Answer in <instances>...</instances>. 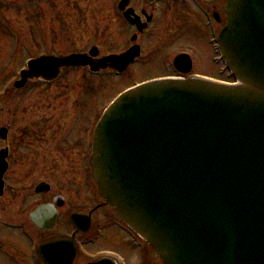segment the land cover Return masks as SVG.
<instances>
[{
  "label": "water",
  "instance_id": "1",
  "mask_svg": "<svg viewBox=\"0 0 264 264\" xmlns=\"http://www.w3.org/2000/svg\"><path fill=\"white\" fill-rule=\"evenodd\" d=\"M225 12L218 50L234 85L145 83L121 94L93 133L98 193L163 264H264V0H226ZM97 54L32 61L15 87L60 68L121 73L138 52ZM174 65L190 70L183 57Z\"/></svg>",
  "mask_w": 264,
  "mask_h": 264
},
{
  "label": "flooded vegetation",
  "instance_id": "2",
  "mask_svg": "<svg viewBox=\"0 0 264 264\" xmlns=\"http://www.w3.org/2000/svg\"><path fill=\"white\" fill-rule=\"evenodd\" d=\"M58 1L34 0L48 5ZM121 1H116V17L127 27L122 29L130 31L125 50L132 45L139 48L136 64L158 54L166 60L164 69L173 70L174 58L187 55L194 69L206 47L216 53V38L225 23V0H125L119 10ZM78 2H65L71 20L87 15ZM127 10L135 25L124 20ZM168 47L178 53L163 56ZM210 59L204 63L220 62L219 57ZM95 85L87 68L63 69L52 81L28 80L24 109L16 110L17 103L6 109L7 136L0 142V156L6 162L0 196L1 264H125L114 244L139 251L140 264L154 259L96 190L91 166L98 119L92 111Z\"/></svg>",
  "mask_w": 264,
  "mask_h": 264
},
{
  "label": "rangeland",
  "instance_id": "3",
  "mask_svg": "<svg viewBox=\"0 0 264 264\" xmlns=\"http://www.w3.org/2000/svg\"><path fill=\"white\" fill-rule=\"evenodd\" d=\"M68 1L59 0L57 5H48L36 4L34 0L32 2L30 0H0V108H3V111L0 110V127H3L6 122L5 111L10 104L17 103L16 110L24 109V90L14 91L9 85V80L13 81L18 77V71L22 69L25 59L45 52L64 55L87 53L91 47H97L102 56L118 54L129 46L127 33L130 34V31L122 29L125 26H122L121 18L116 17L117 0H87L86 5L80 4L82 0H79L78 8L82 10L86 8L87 15L86 17L78 15L76 20L69 19L71 9L65 4ZM206 48L201 61L199 58L200 62H197L201 64L197 65L194 72L223 81H231L230 75L220 63L216 62L213 66H210V62L204 63L205 59L211 60L210 58L214 56ZM176 53L178 50L168 47L162 55L172 56ZM147 59L146 62L141 60L140 65L130 67L121 78L111 77L109 72L101 77H93L99 79H93L96 84L92 97L94 119L121 91L144 79L170 72V70L163 71L162 63L166 60L158 54H153ZM72 75L74 76L75 73ZM80 117L81 114H79ZM13 137L12 134L11 138ZM10 184L13 186V183ZM81 201L78 199V203ZM114 246L123 256L125 264H140L137 258H142L139 251H131L126 244H114ZM146 251L151 255L149 247ZM1 262L0 255V264ZM154 262L159 264V261L154 259H145L144 264H154Z\"/></svg>",
  "mask_w": 264,
  "mask_h": 264
}]
</instances>
